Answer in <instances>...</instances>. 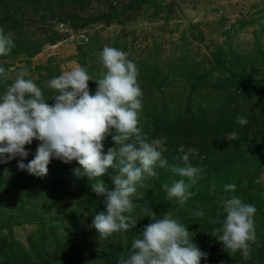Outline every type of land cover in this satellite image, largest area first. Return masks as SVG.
Returning <instances> with one entry per match:
<instances>
[{
    "label": "rangeland",
    "instance_id": "1",
    "mask_svg": "<svg viewBox=\"0 0 264 264\" xmlns=\"http://www.w3.org/2000/svg\"><path fill=\"white\" fill-rule=\"evenodd\" d=\"M0 17V27L15 44L9 55L0 57L6 69L0 93L23 70L46 98L54 95L48 82L77 65L98 79L104 70L100 53L109 46L127 52L139 69V126L149 140L161 137L147 131L156 118L205 121L230 109L259 119V128L231 148L197 132L183 135L188 144L171 150L165 144L162 158L168 166L157 167L158 177L147 180V187H138L133 196L136 226L107 239L91 227L94 214L105 211L104 197L92 191L95 181L74 175L76 161L66 164L53 158L43 178L20 170L19 157L0 163V264L118 262L152 222L144 216L145 207L157 217L171 212L187 226L193 243L207 253L201 264H256L264 256V0H0ZM89 88L94 94L96 82L89 81ZM226 137L237 139L239 134L235 129ZM106 143L113 145L111 136ZM38 144L34 140L26 145L25 164L34 158ZM181 149L201 170L190 189L195 195L184 206L169 200L162 188L181 179L170 171L184 166ZM115 174L109 169L101 178L110 189ZM229 183L246 192L225 193ZM231 195L243 201L256 197L257 239L247 257L240 251L230 255L217 240L218 250L229 256L212 262L211 254L218 250L211 233L221 225L211 221L220 201ZM150 197L173 204L154 206ZM198 210L204 217L192 215Z\"/></svg>",
    "mask_w": 264,
    "mask_h": 264
},
{
    "label": "clouds",
    "instance_id": "2",
    "mask_svg": "<svg viewBox=\"0 0 264 264\" xmlns=\"http://www.w3.org/2000/svg\"><path fill=\"white\" fill-rule=\"evenodd\" d=\"M15 47L13 39L0 27V57L7 56ZM103 71L99 78L77 65L62 72L48 82L54 92L46 98L43 90L32 79H26V70L17 73L13 83L0 93V163L19 157L17 166L30 175L43 178L53 158L63 163L76 161L73 169L78 178L87 177L92 191L104 197L105 211L94 214L91 227L98 237L107 239L119 231L133 229L137 222L133 212L137 205L133 196L138 187H147L146 181L157 178V167L165 168L168 161L162 158L166 136L149 140L139 126L143 107V91L138 83L139 69L128 59V53L105 46L100 53ZM6 69L0 66V76ZM89 81H95L94 94ZM53 99L54 104L48 100ZM236 123H249L237 115ZM111 136L113 147L105 153L104 142ZM39 142L34 158L24 160L29 151L26 145ZM182 151L184 166H172L170 171L181 179L171 185H162L169 200L184 206L195 195L190 189L197 183L200 169L189 163L190 153ZM109 169L113 188L103 179ZM235 184H225L224 192H235ZM144 216L151 218L131 244V251L119 258L118 264H201L207 253L193 243L187 226L173 218L171 212L161 217L149 207ZM256 207L242 198L231 195L220 201L216 218L211 222L221 225L211 235L222 242L230 254L237 251L249 256L257 236L255 230ZM87 215V213H86ZM204 217L202 210L192 212Z\"/></svg>",
    "mask_w": 264,
    "mask_h": 264
},
{
    "label": "trees",
    "instance_id": "3",
    "mask_svg": "<svg viewBox=\"0 0 264 264\" xmlns=\"http://www.w3.org/2000/svg\"><path fill=\"white\" fill-rule=\"evenodd\" d=\"M75 1V0H73ZM83 1V0H79ZM1 21V17H0ZM54 100H52V103ZM237 115H241V112L235 111V110H227L224 112V115H220L216 118H209L208 120H197V119H179L176 122H172L168 119H155L152 120L149 123L148 127V132L151 133L152 131L156 132L159 134V136H166L167 141H166V146L167 150H171L172 147L177 148L179 146H182L184 144H188L189 141L187 142L186 140H183L182 137L186 133L190 132H197L199 134H206L207 136L213 138L214 140H222L229 148H231L234 144L239 143L242 140H246L247 138L250 137L251 131H254L255 129L259 128V119L253 117V119H249L247 116L246 118L248 119L249 123L245 126L238 125L236 123V117ZM239 134V138L237 139H227L226 135L228 132L235 130ZM194 134V133H192ZM196 146H200V142L196 141ZM105 148L104 151L105 153L107 152V149L109 147H113L112 143H108L109 145L107 146L106 141L104 142ZM202 146V145H201ZM249 149H247L248 151ZM246 151V152H247ZM244 193L246 190H235V192H232L230 194H237V193ZM254 195V194H253ZM253 195H250L251 199H244L245 203L253 205L256 202V197L255 199L252 198ZM150 200L154 206L157 204H161L164 206H169L172 205L173 203L170 202H165V201H158L160 199L155 198V197H150ZM216 243V247H213V249L218 250V246H220L221 243H218L217 239L214 241ZM229 254H224L221 252V250L216 251L215 253L211 254V261L215 262L219 259H227ZM45 261V260H44ZM117 261V260H116ZM111 261L109 260H104L102 263L99 264H118V262Z\"/></svg>",
    "mask_w": 264,
    "mask_h": 264
},
{
    "label": "built area",
    "instance_id": "4",
    "mask_svg": "<svg viewBox=\"0 0 264 264\" xmlns=\"http://www.w3.org/2000/svg\"><path fill=\"white\" fill-rule=\"evenodd\" d=\"M250 263H251V264H255V263H252V262H250ZM256 264H264V256H262V257L260 258V260L256 262Z\"/></svg>",
    "mask_w": 264,
    "mask_h": 264
}]
</instances>
